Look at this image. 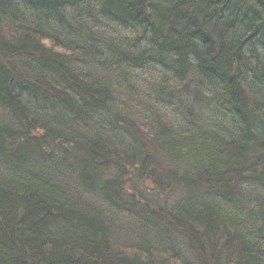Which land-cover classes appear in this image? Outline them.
Wrapping results in <instances>:
<instances>
[{"label":"trees","instance_id":"obj_1","mask_svg":"<svg viewBox=\"0 0 264 264\" xmlns=\"http://www.w3.org/2000/svg\"><path fill=\"white\" fill-rule=\"evenodd\" d=\"M0 264H264V0H0Z\"/></svg>","mask_w":264,"mask_h":264},{"label":"bare ground","instance_id":"obj_2","mask_svg":"<svg viewBox=\"0 0 264 264\" xmlns=\"http://www.w3.org/2000/svg\"><path fill=\"white\" fill-rule=\"evenodd\" d=\"M248 215V214H247Z\"/></svg>","mask_w":264,"mask_h":264}]
</instances>
